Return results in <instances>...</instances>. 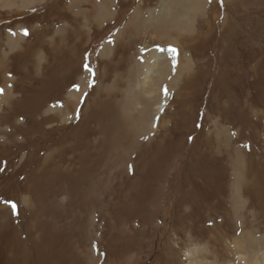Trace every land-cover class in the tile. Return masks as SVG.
Wrapping results in <instances>:
<instances>
[{"label":"rangeland","instance_id":"374dc122","mask_svg":"<svg viewBox=\"0 0 264 264\" xmlns=\"http://www.w3.org/2000/svg\"><path fill=\"white\" fill-rule=\"evenodd\" d=\"M71 1L0 0V264H264V0H200L168 43L163 0ZM144 66L148 123L91 116Z\"/></svg>","mask_w":264,"mask_h":264},{"label":"bare ground","instance_id":"6f19581e","mask_svg":"<svg viewBox=\"0 0 264 264\" xmlns=\"http://www.w3.org/2000/svg\"><path fill=\"white\" fill-rule=\"evenodd\" d=\"M72 1L69 3H72ZM199 2H201V1L200 0H196V1L195 0H163L161 3V7L159 6V10L162 12L158 13L157 20H156L155 24L150 23L147 26V29L150 27V31H152L153 36L156 39L161 40L162 37H164L165 39H168L167 43L170 40L177 41V39L179 37L176 34H180L181 32L183 33V31H188V32L191 31V29L193 27V24H192L193 23V15L198 10L196 4ZM84 3H86V0H74V2L69 6V7H71L73 5V8H75V10H76V11H74V14L72 15L73 17L77 18L78 16H80L82 14L81 6ZM111 5L112 4L109 0H97L96 2H94L93 5H91L90 12H93L97 21L102 20V19H104V15H107L110 12V9H111L110 6ZM60 9L62 10V8H60ZM63 10H64V8H63ZM164 12L166 14H170L169 18L164 17ZM136 13H134V14H136ZM139 16H141V12H139ZM130 24H131V22H128L126 24V27H129ZM135 26L134 27L131 26L132 29L135 28ZM118 42H120V41H118ZM122 42L124 43L125 41H122ZM107 44H108V42H107ZM107 44L104 43L105 46L103 48L106 49L109 46ZM164 46H166V45L164 44ZM105 49H103V50H105ZM164 49L166 50L165 52L168 51L167 47H165ZM154 50H155V52L158 51L156 49H154ZM155 52H152V54H151V59H150L151 63H154L157 59H159V56L161 55V53H158V52L155 53ZM170 53L174 56L173 52H170ZM176 56H177V53H176ZM132 59H133V57L128 56L127 61L132 60ZM184 60H185L184 62L187 61L188 65H189V61L186 58V56H185ZM173 64L175 65L174 69H172L173 66L171 67V69H167V68H163V67H162V69L157 68V70L159 69L158 70V77H157V79H155L151 82L150 88H156L157 90H159L163 86H166V88L171 86V85L174 86V84L177 80L178 73L184 72V67L180 66L179 64H176L175 61L173 62ZM152 69L153 68H151V67H148V66L145 67L144 66V74H143V79L141 81L139 80L141 78L140 75H142L141 67L136 68L134 70V74L129 75L127 77L128 81H129L128 87L130 89V92H126V91L120 90V89H116L114 92H109L107 90L108 87L104 88L103 90L98 88L99 94L93 99V101H95L93 104L94 111H93V107H92L91 116H94V118H97V120L106 119L111 124H115L118 121V115H122L125 113V108L123 109V106L130 104L131 101L134 100L135 103L142 105V107H140L139 110L136 109L137 110L136 114L140 116V118L142 119L143 122L148 123L150 120V117H151L149 107L152 104V102L154 103V101L156 99L160 98L159 97L160 95L158 93V94H152V96L150 95V99L142 98L140 95H138V93L136 91L132 90V86L134 83L136 86H137V83H138V85L140 84V87H141L140 89H142L146 86V89H142L143 92L145 93L147 90L146 84H148V78L147 77L150 74V71L152 73H154L152 71ZM126 70L129 71V70H131V68L129 66H127ZM115 81H116V84L120 83V82L125 83V81L123 80V77H121L119 75L116 76ZM163 88H165V87H163ZM123 93H127L125 99L124 100H122V98L118 99L117 97H119L120 95H123ZM67 105L68 104L66 103V106ZM87 117H88V115H87ZM94 121H96V120H94ZM75 134L77 135V134H79V132L74 133V135ZM73 139H74V137H73ZM66 143H67V141H66ZM78 145H80V144L78 143Z\"/></svg>","mask_w":264,"mask_h":264},{"label":"snow or ice","instance_id":"6c2138e0","mask_svg":"<svg viewBox=\"0 0 264 264\" xmlns=\"http://www.w3.org/2000/svg\"><path fill=\"white\" fill-rule=\"evenodd\" d=\"M25 34L27 35L28 33H27V31L25 30ZM173 51H175L174 49H173ZM3 90L2 89H0V92H2ZM13 208H15V205L13 204Z\"/></svg>","mask_w":264,"mask_h":264}]
</instances>
